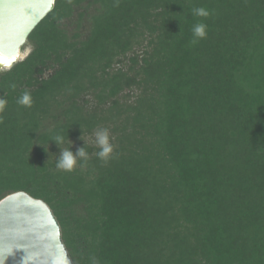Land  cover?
<instances>
[{
    "label": "trees",
    "instance_id": "trees-1",
    "mask_svg": "<svg viewBox=\"0 0 264 264\" xmlns=\"http://www.w3.org/2000/svg\"><path fill=\"white\" fill-rule=\"evenodd\" d=\"M28 43L0 71V201H45L74 264H264V0H56Z\"/></svg>",
    "mask_w": 264,
    "mask_h": 264
},
{
    "label": "water",
    "instance_id": "water-1",
    "mask_svg": "<svg viewBox=\"0 0 264 264\" xmlns=\"http://www.w3.org/2000/svg\"><path fill=\"white\" fill-rule=\"evenodd\" d=\"M56 0H0V71L25 60L23 51ZM0 264H74L50 206L26 192L0 201Z\"/></svg>",
    "mask_w": 264,
    "mask_h": 264
},
{
    "label": "clouds",
    "instance_id": "clouds-1",
    "mask_svg": "<svg viewBox=\"0 0 264 264\" xmlns=\"http://www.w3.org/2000/svg\"><path fill=\"white\" fill-rule=\"evenodd\" d=\"M192 15L207 17L209 16V12L204 8H194L192 9ZM206 28L207 26L203 23H197L196 25H194V27L192 28L194 39L191 41V43L195 44L198 42V40L206 38ZM13 87L15 86L13 85ZM17 102L22 106L31 107V94L28 91H25ZM5 107L6 101L4 99H0V112H3ZM95 138V142L100 149L97 153V157L107 162L114 152V147L111 143L109 130L107 128L100 129L99 131L95 132ZM53 140L60 146L63 143V137L59 135L56 136ZM61 149L62 152L59 159L57 160L56 166L57 168L65 171L74 170L77 166L78 159L86 162L89 158V154L86 152L85 148H80L75 154L71 151V148L61 147Z\"/></svg>",
    "mask_w": 264,
    "mask_h": 264
},
{
    "label": "rangeland",
    "instance_id": "rangeland-1",
    "mask_svg": "<svg viewBox=\"0 0 264 264\" xmlns=\"http://www.w3.org/2000/svg\"><path fill=\"white\" fill-rule=\"evenodd\" d=\"M26 50H31L32 51V46L30 43H27V45L23 48V51H26Z\"/></svg>",
    "mask_w": 264,
    "mask_h": 264
}]
</instances>
